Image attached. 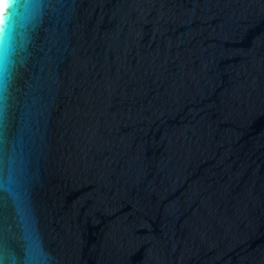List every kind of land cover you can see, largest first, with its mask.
<instances>
[{
    "label": "water",
    "instance_id": "1",
    "mask_svg": "<svg viewBox=\"0 0 264 264\" xmlns=\"http://www.w3.org/2000/svg\"><path fill=\"white\" fill-rule=\"evenodd\" d=\"M0 37V264H264V0H17Z\"/></svg>",
    "mask_w": 264,
    "mask_h": 264
},
{
    "label": "snow or ice",
    "instance_id": "2",
    "mask_svg": "<svg viewBox=\"0 0 264 264\" xmlns=\"http://www.w3.org/2000/svg\"><path fill=\"white\" fill-rule=\"evenodd\" d=\"M16 7L17 0H7L6 11L3 16L0 17V34L7 32L8 24L12 19Z\"/></svg>",
    "mask_w": 264,
    "mask_h": 264
},
{
    "label": "bare ground",
    "instance_id": "3",
    "mask_svg": "<svg viewBox=\"0 0 264 264\" xmlns=\"http://www.w3.org/2000/svg\"><path fill=\"white\" fill-rule=\"evenodd\" d=\"M3 2H4V0H0V12H1V9H2V6H3Z\"/></svg>",
    "mask_w": 264,
    "mask_h": 264
}]
</instances>
